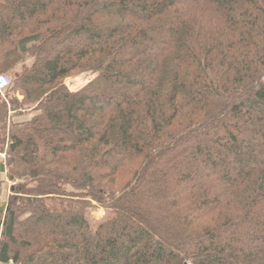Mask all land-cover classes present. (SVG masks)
I'll list each match as a JSON object with an SVG mask.
<instances>
[{
	"label": "trees",
	"instance_id": "1",
	"mask_svg": "<svg viewBox=\"0 0 264 264\" xmlns=\"http://www.w3.org/2000/svg\"><path fill=\"white\" fill-rule=\"evenodd\" d=\"M0 74V264H264V0H0Z\"/></svg>",
	"mask_w": 264,
	"mask_h": 264
},
{
	"label": "rangeland",
	"instance_id": "2",
	"mask_svg": "<svg viewBox=\"0 0 264 264\" xmlns=\"http://www.w3.org/2000/svg\"><path fill=\"white\" fill-rule=\"evenodd\" d=\"M29 59V63H30ZM21 66H19L20 68ZM9 77L12 75L10 72H5ZM94 78V75H92L91 73H83V74H79L73 77H70L68 79L65 80V86L72 92H76L79 89H81L83 86H85L90 80H92ZM5 96V91L0 93V99L3 98ZM19 100H21L22 98L17 95ZM35 114V111L30 110L27 111L26 114H22L21 116L15 118V122H23L26 121L28 119H30L33 115ZM1 158L4 159L5 158V154L1 155ZM18 182H11L7 179L6 175H1L0 176V207L5 205L6 202L8 201L9 196L11 195V186L15 185ZM112 214L111 211L103 209L99 206L93 207L90 210V217L92 218V220L94 221H102L106 215H110Z\"/></svg>",
	"mask_w": 264,
	"mask_h": 264
},
{
	"label": "built area",
	"instance_id": "3",
	"mask_svg": "<svg viewBox=\"0 0 264 264\" xmlns=\"http://www.w3.org/2000/svg\"><path fill=\"white\" fill-rule=\"evenodd\" d=\"M11 86L9 77L5 74H0V93L4 92Z\"/></svg>",
	"mask_w": 264,
	"mask_h": 264
}]
</instances>
